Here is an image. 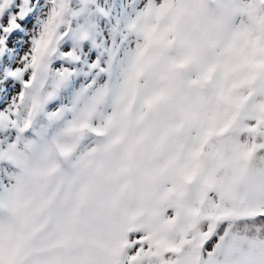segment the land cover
<instances>
[{
  "label": "snow or ice",
  "instance_id": "6c2138e0",
  "mask_svg": "<svg viewBox=\"0 0 264 264\" xmlns=\"http://www.w3.org/2000/svg\"><path fill=\"white\" fill-rule=\"evenodd\" d=\"M0 264H264V0H0Z\"/></svg>",
  "mask_w": 264,
  "mask_h": 264
}]
</instances>
